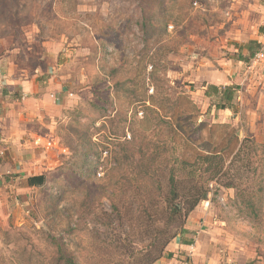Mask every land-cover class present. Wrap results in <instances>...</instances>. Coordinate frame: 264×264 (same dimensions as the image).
Wrapping results in <instances>:
<instances>
[{
	"label": "rangeland",
	"instance_id": "rangeland-1",
	"mask_svg": "<svg viewBox=\"0 0 264 264\" xmlns=\"http://www.w3.org/2000/svg\"><path fill=\"white\" fill-rule=\"evenodd\" d=\"M243 3L0 0V58L45 108L48 140L25 169L0 134V264H140L172 169L181 205L199 199L194 245L176 253L178 237L156 264H264V72L235 59ZM228 84L234 108L217 110L205 92Z\"/></svg>",
	"mask_w": 264,
	"mask_h": 264
},
{
	"label": "crops",
	"instance_id": "crops-1",
	"mask_svg": "<svg viewBox=\"0 0 264 264\" xmlns=\"http://www.w3.org/2000/svg\"><path fill=\"white\" fill-rule=\"evenodd\" d=\"M243 2V18L240 20L241 23H234L233 29L236 31L233 34V40L240 43L244 38L257 40L264 44V35L260 34V29L264 28V0H243ZM2 65L7 68L5 73L0 74V134L2 135L1 142L5 144L7 152L4 154L6 155L5 160H16L25 169H31V163L34 161L44 165L43 158L45 157L34 155L33 152L36 151L35 144L48 143V140L41 135L42 129H40L47 118L45 108L41 106L34 95H30V91H28L30 88H27L22 80L16 79L17 74L14 75L12 62L8 61L7 63L5 58L1 57L0 66ZM247 70H250V64ZM19 89L21 90L19 97H22V102L11 100L10 95L16 94ZM3 90H6L8 94L4 95ZM33 108L34 112L29 111ZM34 122L38 125L35 128L31 126ZM177 242L175 247H178L179 252L176 253L187 252L189 254L188 250L191 247L183 245L179 239ZM175 251L171 252L175 253ZM175 262L176 259H171L169 264H175Z\"/></svg>",
	"mask_w": 264,
	"mask_h": 264
},
{
	"label": "trees",
	"instance_id": "trees-1",
	"mask_svg": "<svg viewBox=\"0 0 264 264\" xmlns=\"http://www.w3.org/2000/svg\"><path fill=\"white\" fill-rule=\"evenodd\" d=\"M140 23H150L149 21L143 20ZM260 34L264 35V28L260 29ZM235 48L237 50V58L236 61L245 63L247 65L250 64L255 54L264 51V44L257 41V40H251V39H244L243 42L235 43ZM239 85H229L225 86L223 88L218 86H209L207 88L205 95L207 97L215 96L218 99V103L216 105L217 110H233L234 108V101L236 97V92L240 90ZM6 94L7 91H3ZM104 109V108H103ZM248 146V141L245 139L239 146V144H236L235 149L238 150L236 154H234L233 158L240 157L246 147ZM234 149V152L236 151ZM233 152V153H234ZM220 156V155H217ZM128 159V158H127ZM183 160V159H182ZM122 163V162H121ZM185 163V161H182V165ZM122 166V165H121ZM145 166V165H144ZM173 168V167H172ZM120 169V168H119ZM177 172L175 169L170 170L169 173V179H168V192L165 196V202H164V211L167 214L166 219L164 220V228L160 229L157 232V237L155 239V247H157V254L153 255L152 253H148L149 257H146L141 261L140 264H156L160 259H162L165 256V251L168 247V245L175 240L178 237L181 243L183 245L192 246L194 245V241L191 239H185L184 237L189 235V231L186 227L185 221L190 212L198 205L199 199L193 200V202H189L188 207H185L181 205L179 202L180 193H179V187H178V177L176 176ZM41 177H32L29 179V185L30 186H39L40 181L43 179H39ZM117 185L120 184V182H116ZM206 193H204L203 196H205ZM151 201V200H150ZM150 203V202H149ZM115 210L117 211L118 208L115 207ZM150 210H146V212L149 213ZM119 212V211H117ZM151 217V215L149 213ZM153 219V218H149ZM152 222H155L152 221ZM120 241L121 238H119ZM66 263L68 264H76L73 258H66Z\"/></svg>",
	"mask_w": 264,
	"mask_h": 264
},
{
	"label": "built area",
	"instance_id": "built-area-1",
	"mask_svg": "<svg viewBox=\"0 0 264 264\" xmlns=\"http://www.w3.org/2000/svg\"><path fill=\"white\" fill-rule=\"evenodd\" d=\"M254 60H256L254 66L260 67L264 72V51L257 53Z\"/></svg>",
	"mask_w": 264,
	"mask_h": 264
}]
</instances>
